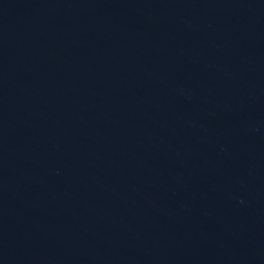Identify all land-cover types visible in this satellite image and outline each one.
Listing matches in <instances>:
<instances>
[{"label":"water","instance_id":"95a60500","mask_svg":"<svg viewBox=\"0 0 264 264\" xmlns=\"http://www.w3.org/2000/svg\"><path fill=\"white\" fill-rule=\"evenodd\" d=\"M0 264H264V0H0Z\"/></svg>","mask_w":264,"mask_h":264}]
</instances>
